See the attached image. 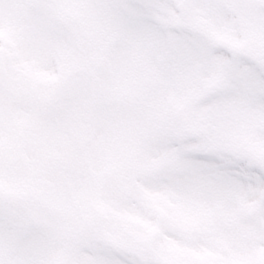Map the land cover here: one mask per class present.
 <instances>
[{"label":"snow or ice","instance_id":"1","mask_svg":"<svg viewBox=\"0 0 264 264\" xmlns=\"http://www.w3.org/2000/svg\"><path fill=\"white\" fill-rule=\"evenodd\" d=\"M0 264H264V0H0Z\"/></svg>","mask_w":264,"mask_h":264}]
</instances>
